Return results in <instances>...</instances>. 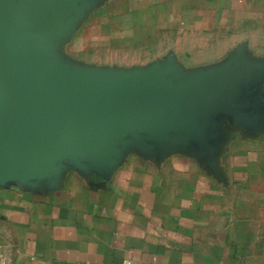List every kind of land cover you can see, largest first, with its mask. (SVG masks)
<instances>
[{"label": "crops", "instance_id": "0c3cea01", "mask_svg": "<svg viewBox=\"0 0 264 264\" xmlns=\"http://www.w3.org/2000/svg\"><path fill=\"white\" fill-rule=\"evenodd\" d=\"M93 8L107 20L88 47L139 45L160 52L153 63L212 69L264 46V0H98ZM259 99L240 121L216 124L205 154L184 140L154 153L135 139L104 176L67 160L51 184L0 185V264H264Z\"/></svg>", "mask_w": 264, "mask_h": 264}, {"label": "water", "instance_id": "95a60500", "mask_svg": "<svg viewBox=\"0 0 264 264\" xmlns=\"http://www.w3.org/2000/svg\"><path fill=\"white\" fill-rule=\"evenodd\" d=\"M96 1L0 0V185L51 184L67 160L104 176L135 139L205 154L224 117L258 110L264 60L241 50L191 75L171 59L109 72L62 62L54 44Z\"/></svg>", "mask_w": 264, "mask_h": 264}, {"label": "rangeland", "instance_id": "374dc122", "mask_svg": "<svg viewBox=\"0 0 264 264\" xmlns=\"http://www.w3.org/2000/svg\"><path fill=\"white\" fill-rule=\"evenodd\" d=\"M94 5L89 9H92V12L81 27H79L78 22L74 28L70 29L65 36L61 37L54 44L53 52L59 56V59L62 62L70 65L68 60H66V57L70 56L71 59V56H74V59H76L74 62L76 63L85 64L95 62L93 65H96V67H91L92 69L109 72L116 70L147 69L155 60H159V51H150L146 48H139V45L133 50L126 45L122 50H113L109 48L98 50L92 43L90 47H88L87 40L89 38L91 40V38L95 37L94 33L96 27L107 20L106 15L97 14L93 11ZM258 46L259 47H256V49H247L244 51V54L252 60H264V46ZM237 52L238 51L233 52L232 55H235ZM186 55L187 58L191 57L190 54ZM179 61H181L180 58ZM187 61L190 62V60H186V62ZM179 67L184 73L190 75L198 69H203V67Z\"/></svg>", "mask_w": 264, "mask_h": 264}, {"label": "built area", "instance_id": "2783aa9c", "mask_svg": "<svg viewBox=\"0 0 264 264\" xmlns=\"http://www.w3.org/2000/svg\"><path fill=\"white\" fill-rule=\"evenodd\" d=\"M122 264H149V263L140 262V261L133 260V259H126L123 261Z\"/></svg>", "mask_w": 264, "mask_h": 264}]
</instances>
